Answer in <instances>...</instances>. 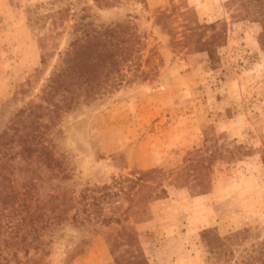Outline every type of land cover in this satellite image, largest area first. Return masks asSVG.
<instances>
[{
  "label": "rangeland",
  "instance_id": "1",
  "mask_svg": "<svg viewBox=\"0 0 264 264\" xmlns=\"http://www.w3.org/2000/svg\"><path fill=\"white\" fill-rule=\"evenodd\" d=\"M229 2L0 0V133L21 109L45 105L42 90L77 22L123 26L139 48L111 89L81 93L54 124L48 115L39 118L54 168L16 159L17 186L27 197L75 198L62 216L48 219V212L37 222L34 235L46 244L29 248L30 257L42 264H116L108 240L124 226L137 231L149 264H227L214 262L203 244L208 229L221 237L245 231L236 256L264 254V34L261 23L234 17L237 5ZM67 8L70 16L53 27L49 15ZM197 23H217L225 32L214 66L205 52L173 42ZM207 147L223 155L212 164L209 191L201 193L191 178L176 177L190 152ZM151 169L158 170L155 192L165 188V196L146 201L141 186L131 202L114 182L126 188L124 177ZM106 184L110 197L81 198ZM103 213L120 221L106 224ZM4 224L0 215L1 264Z\"/></svg>",
  "mask_w": 264,
  "mask_h": 264
},
{
  "label": "trees",
  "instance_id": "2",
  "mask_svg": "<svg viewBox=\"0 0 264 264\" xmlns=\"http://www.w3.org/2000/svg\"><path fill=\"white\" fill-rule=\"evenodd\" d=\"M101 2V0H95ZM229 5H237L234 17L261 23L264 34V0H230ZM70 16V10H59L49 15L53 27L63 25ZM75 35L68 48L59 54L58 62L52 70L46 86L43 88L41 99L43 104H30L21 109L11 120L10 125L0 133V215L4 217L6 237L3 239L2 264H42L40 259L29 256V248H37L46 244L34 234L38 230L37 222L42 217L48 219L62 216L68 212L75 203L74 196L67 193L50 194L45 200L27 197V189L22 192L17 186L18 178L15 172L17 158L31 160L37 158L48 168H54L55 158L46 139L41 138V128L45 127L39 118L48 115L47 121L55 123L60 118L64 108L70 109L77 103L81 93L86 96H96L103 90L111 89L121 79L116 77L120 66L128 62L133 52L138 51L136 35L130 33L129 38L123 26L96 27L92 23L75 24ZM210 32V33H209ZM48 36L40 39L43 50L42 63L46 62ZM225 32L218 28L217 23L196 24L195 28L189 27L184 33L183 40L176 39L175 46L182 45L187 48L205 52L211 65L218 62L217 48L222 45ZM136 41V42H135ZM185 44V45H184ZM144 74V73H142ZM87 96V97H88ZM49 126V125H48ZM209 148L197 149L190 152L182 173L176 180L191 178L201 193H207L210 188L209 174L215 159L223 154L219 149L208 153ZM157 169L147 171L134 170L131 177H124L128 187L120 185V191L127 195L132 202L141 186L146 188L144 198L146 201L160 198L167 194L165 188L155 192ZM112 185L87 189L81 198L91 197L97 200L110 197ZM101 192V196L99 195ZM102 222L110 224L119 222L103 213ZM243 232L231 233L221 237L213 229L204 230L201 234L203 244L208 248L214 262L224 261L227 264H264V254L260 252L243 253L236 256L235 247L242 240ZM32 238V239H30ZM37 241V242H36ZM36 242V243H34ZM110 253L116 264H149L140 244L139 235L133 227H122L115 235L109 238ZM25 250V260L19 255L20 250ZM1 264V263H0Z\"/></svg>",
  "mask_w": 264,
  "mask_h": 264
}]
</instances>
